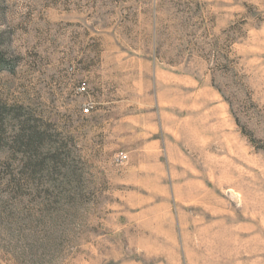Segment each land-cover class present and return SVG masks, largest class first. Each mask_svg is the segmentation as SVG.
Here are the masks:
<instances>
[{
  "label": "rangeland",
  "instance_id": "374dc122",
  "mask_svg": "<svg viewBox=\"0 0 264 264\" xmlns=\"http://www.w3.org/2000/svg\"><path fill=\"white\" fill-rule=\"evenodd\" d=\"M0 264H264V0H0Z\"/></svg>",
  "mask_w": 264,
  "mask_h": 264
},
{
  "label": "built area",
  "instance_id": "2783aa9c",
  "mask_svg": "<svg viewBox=\"0 0 264 264\" xmlns=\"http://www.w3.org/2000/svg\"><path fill=\"white\" fill-rule=\"evenodd\" d=\"M80 90H85V86L83 85V86L80 88ZM84 111H85V112H88L89 109H88V108H85ZM127 158H128V156H127V154L124 153V152H120L119 155H118V159H119L120 161H125Z\"/></svg>",
  "mask_w": 264,
  "mask_h": 264
}]
</instances>
